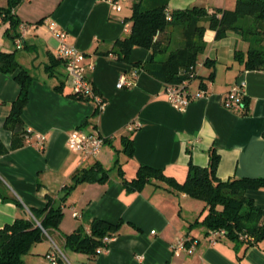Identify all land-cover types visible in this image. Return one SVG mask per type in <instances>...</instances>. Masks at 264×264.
Returning <instances> with one entry per match:
<instances>
[{"label": "crops", "instance_id": "0c3cea01", "mask_svg": "<svg viewBox=\"0 0 264 264\" xmlns=\"http://www.w3.org/2000/svg\"><path fill=\"white\" fill-rule=\"evenodd\" d=\"M235 3L170 0L167 9L173 12L199 6L211 12L232 9ZM127 4L131 9L133 0ZM7 5V0H0V9ZM13 13L19 21L15 31L0 18V52L14 53L32 83L22 113L26 142L0 157V180L21 206L0 199V228L31 217L30 208L42 210L48 197L62 194L77 170L96 162L109 169L118 160L127 178H133L139 166H150L182 183L189 163L208 166L209 150L214 147L220 157V180L264 178V69L245 67L250 50L264 51V27H258L254 16L239 19V30L229 31L224 40H215V32L206 30V49L198 60L202 66L196 70L199 78L189 84V91L197 92L202 81L207 97L178 110L166 100L164 84L134 66L149 61L150 50L133 48L126 63L110 54L114 43L130 34L131 23L124 22L123 11L116 13L104 0H22ZM51 22L64 29L69 43L85 54L86 76L105 102L99 113L94 115L93 102L68 96L72 94L71 78L63 62H58V43L48 27ZM8 29L12 35L23 32L21 49H16ZM181 42L179 33L177 45ZM206 59L209 63L203 65ZM121 76L132 80L133 86L118 88ZM14 78V74L0 72V141L6 148L11 147L13 134L4 124L20 90ZM242 80L249 106L246 116L222 105L230 87ZM59 85L61 91L56 90ZM135 123L138 127L132 130ZM80 126L106 138L98 155L82 165L80 155L67 146L68 136ZM37 133L46 139L42 149L35 145ZM129 136L134 143L132 157L123 152V140ZM247 196L264 210V189L249 190ZM198 202L159 181L139 192L127 191L112 171L105 184L82 183L71 192L57 234L68 235L77 227L88 231L94 219L112 225L121 221L106 252L91 256L70 249L75 264H264V244L248 250L240 263L236 259L242 250L239 243L221 239L211 244L204 228H189L197 219ZM57 234L51 238H59ZM183 237L194 238L196 248L190 255L175 256L171 247ZM56 243L58 249L48 237L35 245L24 264H51L46 255L63 249L62 240Z\"/></svg>", "mask_w": 264, "mask_h": 264}, {"label": "trees", "instance_id": "16d2710c", "mask_svg": "<svg viewBox=\"0 0 264 264\" xmlns=\"http://www.w3.org/2000/svg\"><path fill=\"white\" fill-rule=\"evenodd\" d=\"M21 1L7 0V7L0 9V18L8 21L13 31L19 21L12 11ZM169 1L133 0L132 13L128 18H124V22L131 23L130 34L126 38L117 40L110 51V54L114 55L118 61L126 63L130 59L133 48L150 50L152 52L150 60L136 62L134 66L162 82L164 87L179 84L184 80H188L190 84L199 78L197 74L190 77L188 72L191 67H196L199 63V55L203 54L206 49L203 41L206 30L214 31L215 40H221L229 31L239 30L237 23L239 19L246 16H254L258 27H264V0H236L233 10L214 9L211 12L199 6L170 12L167 9ZM10 29H8L9 36L16 39L19 34L12 35ZM173 30L180 31L182 40L175 48L169 47ZM157 32L159 36L154 41ZM159 55L165 56L158 58ZM58 62L62 61L58 59ZM208 63L209 60L206 59L203 65ZM245 67L247 70L264 69V51L250 50ZM0 72L14 74V79L20 87L18 97L12 103L4 124L5 129L13 134L12 145L6 148L0 141L1 157L21 148L26 142L22 113L29 100L32 77L26 69L19 66L14 53L0 52ZM213 73L212 71L208 79L213 80ZM61 86L56 87V90L61 91ZM199 87L198 91L207 92L202 81ZM68 96L76 100L89 101L74 93ZM97 113L99 110L96 107L94 115ZM236 114L240 116L249 114L246 97L244 98V111ZM123 152L128 157L133 156L134 143L131 136L124 138ZM219 160L216 148L212 147L209 150L208 166L200 167L189 163L186 179L182 183L167 176L162 169L150 166H139L135 176L127 178L118 160L109 169H105L96 162L90 167L77 170L71 178V183L63 187V192L58 198L48 197L42 210L30 208L31 217L16 219L12 224H6L0 228V264H24V257L32 253L35 245L59 232L64 216V204L71 192L82 183L105 184L112 171L116 172L127 191L139 192L147 184L159 181L170 190L184 193L192 199L203 202L205 214L202 218L195 219L189 228L202 227L207 231V235L212 231L222 232L217 237V241L223 239L239 243L242 250L236 253V259L241 263L248 250L264 244V210L257 207L254 200L247 196L249 190L264 189V178L243 177L222 181L217 177ZM0 199L21 206L20 201L1 180ZM120 225L121 221L112 225L100 219H94L88 231L77 227L68 235H57L63 241L62 248L96 256V250L103 245V239L107 236H114L113 233ZM59 263L65 264L63 260H59Z\"/></svg>", "mask_w": 264, "mask_h": 264}, {"label": "built area", "instance_id": "2783aa9c", "mask_svg": "<svg viewBox=\"0 0 264 264\" xmlns=\"http://www.w3.org/2000/svg\"><path fill=\"white\" fill-rule=\"evenodd\" d=\"M109 3L112 9L116 13L122 12V3L128 2L129 0H104ZM13 13V11H12ZM49 30L53 37L56 39L58 46L56 50V56L60 59L65 67L66 73L71 78L72 93L77 96L89 99L98 108L99 112L105 108V102L98 93H96L93 85L86 76L85 59L86 56L83 52L79 51L74 45L70 44L68 41V33L53 22L48 25ZM159 32H157L154 41L157 40ZM14 44L16 49H21L23 46V32L14 39ZM202 63H198L196 67H191L188 74L190 77L196 75V70L201 67ZM133 86V81L126 79L121 76L119 82L117 83L118 88L131 87ZM164 93L166 100L170 105L178 110H184L191 102L206 98L207 92L197 91L192 93L189 91V81L184 80L179 84H170L164 87ZM245 95V81H238L234 83L227 94L222 99V105L225 109L232 111L234 113H241L244 111V98ZM138 126L136 123L131 125L130 128L135 130ZM32 131L27 130V134ZM45 136L42 134H35V145L36 147L42 149L45 144ZM106 142V138L97 132L88 131L83 127L75 128L67 138V146L70 151L80 155V165L85 163L87 160L94 158L98 155L101 147ZM74 216H77L74 213ZM36 224L40 226L38 221ZM45 232V231H44ZM151 233H154L152 231ZM222 233V232H221ZM218 232L209 233V243L213 244L217 242V237L221 234ZM49 237V236H48ZM54 247L58 249L56 241L49 237ZM114 236H107L103 239V245L96 250V254H102L108 250L109 244L111 243ZM244 239V238H243ZM196 240L191 237H183L179 239L174 245H172L171 250L175 256H180L181 254H192L196 248ZM46 258L51 262V264H58L59 260L66 262L65 256L59 250H55L54 253L46 255ZM139 258L142 259V256ZM138 258V259H139Z\"/></svg>", "mask_w": 264, "mask_h": 264}, {"label": "rangeland", "instance_id": "374dc122", "mask_svg": "<svg viewBox=\"0 0 264 264\" xmlns=\"http://www.w3.org/2000/svg\"><path fill=\"white\" fill-rule=\"evenodd\" d=\"M128 2H124V3H122V11H123V13L125 14V16H126V18H128L130 15H131V13H132V8L130 9V6L127 4ZM234 9V7L232 8V9H229V10H233ZM122 13V14H123ZM179 33H180V31L179 30H175L174 31V40H173V42H172V45H171V48H175V46L177 45V42H178V36H179ZM225 38H223V39H221V40H224ZM226 41V40H225ZM202 57H203V54H200L199 55V59L201 58L202 59ZM186 176H187V174L186 175H184V177H183V181L186 179ZM199 201V200H198ZM201 206L199 207V209H198V211H197V213H196V216H197V218H202L203 217V215L205 214V209H204V203L203 202H201V201H199L198 202ZM62 253H63V255L65 256V258H66V264H75L74 262H73V260L70 258V249H67V250H65V248H63L62 249Z\"/></svg>", "mask_w": 264, "mask_h": 264}, {"label": "water", "instance_id": "95a60500", "mask_svg": "<svg viewBox=\"0 0 264 264\" xmlns=\"http://www.w3.org/2000/svg\"><path fill=\"white\" fill-rule=\"evenodd\" d=\"M55 240L58 241V242H60L59 238H57V237L55 238Z\"/></svg>", "mask_w": 264, "mask_h": 264}]
</instances>
